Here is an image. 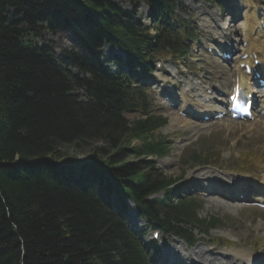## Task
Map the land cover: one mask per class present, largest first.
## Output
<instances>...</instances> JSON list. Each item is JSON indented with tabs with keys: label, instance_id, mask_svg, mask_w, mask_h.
Returning <instances> with one entry per match:
<instances>
[{
	"label": "trees",
	"instance_id": "16d2710c",
	"mask_svg": "<svg viewBox=\"0 0 264 264\" xmlns=\"http://www.w3.org/2000/svg\"><path fill=\"white\" fill-rule=\"evenodd\" d=\"M118 1L0 0V264H150L122 218L127 200L151 227L184 234L174 222L204 224L192 201L149 198L175 179L145 159L168 153L157 133L166 119L131 77L181 52L175 0H127L149 6L154 35ZM40 29L72 39L66 59L35 43ZM105 43L125 52L114 62L127 74L106 65ZM98 141L82 157L62 150Z\"/></svg>",
	"mask_w": 264,
	"mask_h": 264
},
{
	"label": "rangeland",
	"instance_id": "374dc122",
	"mask_svg": "<svg viewBox=\"0 0 264 264\" xmlns=\"http://www.w3.org/2000/svg\"><path fill=\"white\" fill-rule=\"evenodd\" d=\"M181 2L187 10V16H193L197 21L202 30V36L207 33L212 34L214 30L220 33L223 32L224 37L218 38V35L215 36L220 42L232 43L233 41H230V39L237 41L246 11L252 13L253 9L257 8L258 13L264 16V0H228V3L232 2L236 6L234 13H232V8L227 7L228 3L227 5L222 4V0H181ZM118 4L127 10H135L128 1H119ZM136 11L137 19H141L147 25H152L148 9L144 4H139ZM253 16H256V14L250 15V17ZM250 17L244 24L245 28ZM210 18H212L211 27L207 25ZM21 27H25V25ZM39 31L35 38V43H50L58 57L63 56L66 48H70L71 41L67 36L52 34L45 29H40ZM151 31L153 32V28ZM101 52L104 60H109V58L116 54L121 55L120 52L115 51L109 45H104ZM202 53L204 52L191 53L188 57L190 59L185 58L178 61L167 59L162 63L163 66L160 69L146 74L149 78L140 77V80L146 87L148 88L149 86L150 93L153 94L154 92V101L162 107L161 110L168 117V124L161 128L160 131L170 142L171 153L166 157L158 159V166L164 174L182 176L187 184H194V180L197 179L196 185L200 186L201 189L208 187L209 184L212 185L214 180L222 177L234 176L237 178V173L245 174V176L248 174L253 178L258 177L257 174H260L261 177L264 172L262 170L264 169H260L261 166H259V158L257 157L260 153L264 155V118L263 121H254L249 125L232 121L230 118L212 120L205 123L195 121L180 112L191 109L200 117L202 113L207 112L209 109L198 106L193 102V100L199 101L202 98L201 95L204 94V91L198 85V79L201 78V75L204 78L207 76L201 70V67H205L203 66L202 57L204 54ZM111 68L116 70V67L112 64ZM189 91L191 93L188 96L187 93ZM164 94L170 95L177 105L172 107L163 98ZM208 95L210 96L211 94ZM79 96L84 97L82 91H80ZM253 123H257V125H251ZM178 139L181 140L180 143H173L174 140L178 141ZM139 143L138 141H134V144ZM99 145H104V143L101 141L92 142L88 147H82V150H80L81 148L78 150L75 147L63 146L62 150L66 151L70 156L82 157L88 155L93 147ZM194 149L208 150L211 163L205 165L193 163L194 161L188 158L186 153H191ZM217 151H220V156L217 154ZM247 152L249 158L246 160L247 164H244V158L238 160V157L241 155L244 157ZM134 161H137V159L134 158ZM215 166L219 167L220 170ZM250 167L252 169H248ZM200 172H205V175L208 174V177L206 178L205 175L200 177ZM182 191L185 194L190 193L187 189H183ZM197 205L199 206L198 212L200 217L219 215L224 217L223 224L218 229L212 230L208 236L199 234V242L192 247L162 232L161 237L156 240L158 251L153 250V248L149 249L153 263L157 264L161 253L175 254L173 253V249L178 252L176 254L181 257L184 264L202 263L195 261V257L206 262L197 254L199 248H204L208 256H211L209 250L213 248L212 252H214L212 256L220 258L219 260L224 259L221 254L229 252L232 254L236 249H244L256 254L262 252L259 253L260 256L264 253V209L245 210L239 203L217 197L201 198V202ZM236 205H238V208ZM226 217L229 218L226 219ZM127 223L131 227L133 225L134 229L142 230V236L145 241H153L152 231L147 230L145 220L139 219L134 208L127 215ZM217 237L236 240V246H231V244H216L213 245L214 247H210L206 244L211 240L213 244L214 239ZM231 248L236 249L229 251ZM237 259L233 263H236ZM242 263L247 264L244 261Z\"/></svg>",
	"mask_w": 264,
	"mask_h": 264
},
{
	"label": "bare ground",
	"instance_id": "6f19581e",
	"mask_svg": "<svg viewBox=\"0 0 264 264\" xmlns=\"http://www.w3.org/2000/svg\"><path fill=\"white\" fill-rule=\"evenodd\" d=\"M253 15H255V14H253ZM259 19H260V17H259ZM246 21H247V19H246ZM246 21H245V23H246ZM256 22H257L256 16L250 17V20L248 21L246 28H245V25L243 27V28H245L244 40L248 41V45H247V48L245 49V51L255 50V51L264 52V35H263V32L261 31V29L259 28V27H261L259 20H258L257 26H256ZM111 48H113L115 51H118L116 48H114L112 46H111ZM220 51H222V50H220ZM199 174H200V177H202L206 173L200 172ZM222 181H227V179L224 178V179H222ZM233 182L238 183V181H235V180H233ZM214 191L220 192L221 190H214ZM181 242H183V241L181 240ZM173 250H175V249H173ZM197 252L201 258H203L204 260H206L207 262L212 263V264H228V263L231 264L233 261L232 259H236V258H238V261L242 260V261L246 262L247 264H256L257 262L264 263L262 258L257 256L254 252H250V251L244 250V249H236L234 252H232V254H231L232 257L227 258L226 262H223V260H219L216 257L215 258L209 257L207 255V252L205 251V254H204V250L201 248H199L197 250ZM210 253H212L211 250H210ZM229 254H230V252L226 253L224 258L228 257Z\"/></svg>",
	"mask_w": 264,
	"mask_h": 264
}]
</instances>
